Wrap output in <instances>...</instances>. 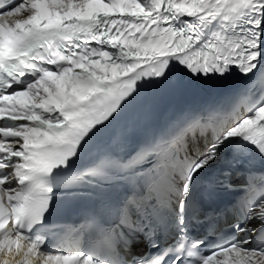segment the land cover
I'll return each mask as SVG.
<instances>
[{
	"label": "snow or ice",
	"instance_id": "snow-or-ice-1",
	"mask_svg": "<svg viewBox=\"0 0 264 264\" xmlns=\"http://www.w3.org/2000/svg\"><path fill=\"white\" fill-rule=\"evenodd\" d=\"M262 66L264 0H0V264H264V91L232 86ZM173 74L228 88L85 158L143 87ZM221 161L228 189L250 165L245 196L201 219L202 180ZM105 188L78 225L49 224L58 190ZM221 219L210 243L200 226ZM141 240L149 253L134 252Z\"/></svg>",
	"mask_w": 264,
	"mask_h": 264
}]
</instances>
